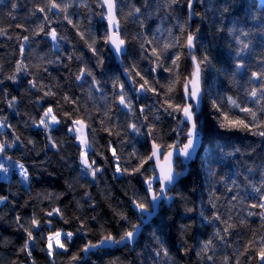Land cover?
Instances as JSON below:
<instances>
[{"label":"trees","instance_id":"obj_1","mask_svg":"<svg viewBox=\"0 0 264 264\" xmlns=\"http://www.w3.org/2000/svg\"><path fill=\"white\" fill-rule=\"evenodd\" d=\"M56 2L63 4L67 0ZM225 2L203 0V3L194 5V10L201 15L189 20L184 0H179L171 8L163 7V0H155V3L149 0L152 15L146 19L140 15L139 19L144 20V26L141 27L133 17H123L133 5L141 7L142 14L148 11L142 6L144 0H118L117 8L123 9L120 34L126 39L127 50L121 65L116 62L108 44L102 39L107 26L101 16L104 10L99 6L100 0H73L68 14L73 23L78 24V29L68 24L64 13L58 9L48 13L49 21L44 22L45 32L55 28L57 42H53L50 36L39 32L37 28L43 21L44 13L36 9L47 8L49 0H4L0 4V28L8 32V35L0 36V80L3 81L0 84V120L5 121V127L0 129V142L11 144L16 136L20 138L13 147L0 154V163L10 172L8 179L0 175V196L7 197L4 203H0V264H53V261L54 264H224L225 257H228V264H237V261L239 264H256L255 259L249 261L250 253H243L254 233L256 239L264 235V226L259 216L247 214L249 211H261L249 207L258 202V196L252 193L243 203L239 200L231 201L235 207H231L230 211L229 201L237 192L241 196L245 191L251 192L250 183H259L261 176L258 166L264 159V138L249 131H226L219 128V113L212 107V103L225 102L227 107L226 98L232 96L238 101H247L244 106L253 110L258 107L247 95V91L257 86L249 83L252 72L264 68V32L260 31L264 28V3L260 4V0H232L234 6L230 13L225 14L221 25L219 13L211 6ZM12 3L17 4L13 11L15 19L8 15L12 11ZM156 4L161 5L160 10H157ZM118 15L121 13L118 12ZM17 24L24 27H16ZM177 25H184L186 32L199 29L193 54L199 57L206 53L211 61L203 72L201 99L196 110H193L194 119L199 125L198 136L201 137L197 155L189 163L184 161L176 164L175 170L182 172V176L168 191L172 199H164L160 203L157 215L143 226L132 248L128 245L115 246L94 249L85 254L80 250L87 242L96 243L107 233L119 238L129 229L130 223L141 224L131 200L148 196L144 178L152 175L153 163L149 161L144 165L143 175H121L115 171L116 162L111 148L116 149L120 166L131 171L138 161L130 158V153L135 149L141 156H146L151 151L152 138L144 135L146 128L142 125L152 124L156 127V142L161 145L172 144L177 140L182 143L186 141L184 133L190 125L179 123L183 119L182 113L169 116L161 105L166 98L163 93L173 81L171 103H188L183 82L193 71L189 50L186 47L170 49L165 57V66L171 67V59L168 57L174 58L179 53V67L172 72L162 68L152 72L151 69L156 65L150 62L155 59L151 49L157 45L145 43L143 49L140 47L142 42L152 39L154 35L161 46L171 40L172 36L180 37ZM233 25L244 31L251 30L249 37H241L245 42H251L249 50L243 54L246 66L239 72L235 69V63L240 59L235 55L237 45L226 31ZM221 26L225 31L218 30ZM157 28L161 32L157 33ZM168 29L172 30V36ZM81 32L89 43L90 37L96 38L94 46L97 55L88 48L85 39H81ZM24 36L29 39L24 41ZM21 45L24 48L23 54L20 52ZM98 57L103 60L99 66ZM20 61L26 66V71L18 73L15 82L7 79ZM81 68L90 69L98 84L92 85V78L88 76L77 81L75 77ZM128 70L140 72L161 95L136 92L134 87H138L142 81L134 74L128 75ZM133 80L137 81L135 86ZM29 81H35L38 86L43 85V90L31 88ZM113 82H116L115 88ZM120 84L124 85L123 91L132 101V112L119 105ZM49 90L55 95L45 96L44 92ZM65 95L76 102H65ZM13 97H16V101L9 107L8 101ZM48 107H53L57 118L61 120L60 124L53 126L51 132L33 124V120L38 122ZM141 107L145 109L143 114L139 111ZM233 111L240 117L246 115L238 109ZM64 112L91 124V128L86 129L93 149L89 151V157L95 159L97 166L102 169L95 180L91 175H83L81 172L80 148L75 136L68 132L71 122L63 115ZM133 123L141 128L140 135L128 127ZM105 129H110L112 134ZM48 136L57 142L58 147H51ZM234 148H239L240 152L233 156L225 155ZM7 157H11V160ZM16 161L28 169L29 179L26 184L15 171ZM209 167L215 175H209ZM250 167L256 171L249 173L247 169ZM232 180L236 181V185L231 184ZM226 185L232 188L231 192L227 191ZM154 187L158 188V185ZM212 203H215L216 208L212 207ZM52 208H60L69 222L65 224L58 217H47L46 213ZM214 213L225 219L231 215L230 222L237 225L223 241L213 238L216 228L224 227L212 220ZM122 214H126L129 220H122ZM17 216L21 218L19 223ZM33 216L41 221V227L38 231L33 230L35 241L32 255L28 256L20 251L27 239L20 225L29 227ZM241 218L245 220L243 225L240 224ZM49 219L52 220V230L63 229L77 233L81 222L85 225L67 245L68 251L61 250L54 257L47 255L46 239H41V236L46 238L50 234L49 226L45 223ZM154 233L167 248V258L155 256L159 245L153 239ZM221 234L224 235L223 232ZM210 238H213L214 248L198 256L202 244ZM77 253L83 259L74 262L71 256ZM209 255L213 257L211 261L207 259Z\"/></svg>","mask_w":264,"mask_h":264},{"label":"snow or ice","instance_id":"obj_2","mask_svg":"<svg viewBox=\"0 0 264 264\" xmlns=\"http://www.w3.org/2000/svg\"><path fill=\"white\" fill-rule=\"evenodd\" d=\"M3 2L4 0H0V4H2ZM117 2L118 0H100L99 6L101 8L106 9V12L101 13L102 18L107 20V30L102 39L104 40L105 43L110 44L112 46L115 54L119 57L120 55L125 54L127 50L125 47L126 39L123 38L120 34V20H121V16L123 15V9L117 8ZM178 2L179 0H163V7L171 8L173 4H176ZM184 2L188 9L189 20H191L193 16L201 15L199 12H196L194 10V5L198 3H203V0H184ZM72 3L73 0H67V2H64L63 4L57 3L56 0H49L47 8L38 7L36 11L40 13H44L43 21L39 25H37L39 32H44L45 35L51 37V40L53 42H57L58 34L55 28H52L51 31L45 32L46 25L44 22L49 21L48 13H51L53 9H58L60 12H63L64 19L68 22V24H71L74 28L78 29L79 27L78 24L73 23V20L69 17L68 14V9L72 7ZM153 3H155V0H153ZM142 6L145 9H149V10L142 14L141 7H136L135 5H133L129 9L127 15L124 16L123 18L126 19L127 17H133L135 20H138L140 26L143 27L144 20L139 19V17L140 15H144L145 19L150 17L152 15V12L150 11L152 5L149 3V0H144V4ZM233 6L234 4L232 0H226V2L222 5L211 6L214 7L215 11L219 13L221 17V25H222L223 17L225 16V14L230 13ZM160 7L161 5L156 4L157 10H160ZM16 8H17V4L12 3L11 4L12 11L8 13V15L12 17V19L16 18L13 15V11ZM118 12L121 13V15H118ZM33 15H35V12H33ZM185 23H187V21ZM16 27L23 28L24 26L21 24H17ZM177 27L179 28L181 33L180 37L172 36V30L168 29L169 35L172 36V39L169 41H165L162 44V46L160 45V42L155 39V35H154L152 39L145 40L144 42H142L140 44V47L143 49L145 43L147 44L155 43L157 45V47H153L151 49L152 56L155 59L154 61H150V62L156 65V67L151 69L152 72H155L157 68H162L166 72H172L174 68L179 67L178 65V61L180 59L179 53H176L174 58L168 57V59H171V67L165 66V57L170 49L177 47H186L189 50V54L191 55V59L193 61V71L188 77L184 78V82H183L184 95L187 100L197 101V107H198L199 101L201 99V91H202L201 81L203 78V72L211 64V61L206 53L199 57L193 54V49H195L197 46V33L199 32V29L197 28L195 32L192 31L186 32L184 25H177ZM218 30L225 31L223 26H221ZM226 31L228 36L231 37V39L234 40L237 45L235 55L240 59L237 60V62L235 63V69L237 72H239L241 69L245 68L246 66L243 62V54L249 50V44L251 42V41L245 42V40L241 39V37H249L251 35V30L244 31L242 29H237L235 25H233L232 27L227 28ZM260 31L264 32V28H261ZM156 32L157 33L161 32V29L157 28ZM6 35H8L7 29L0 28V36H6ZM80 36L81 39H85V34L83 32L80 33ZM90 38H91V43H89L87 39H85V43L87 44L88 48L93 52V54L97 55V49L94 46L96 44V38L95 37H90ZM22 39L24 41H27L29 37L24 36ZM60 39H63V37H60ZM23 51L24 48L23 45H21L20 47L21 54H23ZM69 59H72V57L69 56ZM102 63H103L102 58L98 57V66L99 64ZM134 67L135 66H133V68ZM21 71H26V66L23 64L22 61L17 62L14 73L12 75H9L7 79L15 82L17 80V74L20 73ZM133 74L135 76L140 77V81H142V83H139L138 87H134V90L136 92L138 93L152 92L156 96L161 95V92H159L156 87L152 86V82H150L143 75H141L140 72L133 73L131 70H128V75L131 76ZM85 76L92 78L91 80L92 85L98 84L93 72L87 68H81L78 74L76 75L75 79L77 81H80ZM233 77H235V73H233ZM2 83L3 81L0 80V84ZM29 83L31 88L38 89L41 91L44 88L43 85L38 86L35 81H29ZM132 83L135 86L137 84V81L133 80ZM156 83L159 82L156 81ZM174 83L175 81L170 83L167 87V91L163 93V95L166 98L163 101L161 107H163V110L169 116H172L174 113H182L183 119L180 120L179 123L190 125V127H188L184 133L186 142L182 143L181 141L177 140L172 144L161 145L156 142V132H157L156 127L152 124L142 125L143 127L146 128V132L144 133V135L152 138L151 151L146 156H141L134 149L133 152L130 153V158H135L138 161V163L137 165L132 167L131 171L127 167L122 168L120 166V157L117 154L116 149L114 147L111 148L112 157L116 162L115 171L116 173H119L121 175H125V174L143 175L142 169H144V165L147 164L149 161H153L152 175L146 176L144 178V183L146 185V192L150 196V201L148 199V196H145L144 198L134 197L131 200L134 209H136L139 213V219L141 220V222L144 221L145 215L151 216L153 214L154 208L156 207L158 202L164 199H169V200L172 199V197L168 196V191L171 189V186L176 181V178L180 175V173L175 170V166L178 162L183 163L184 161L190 159L192 153L195 151L197 146L199 125L198 122L194 119L195 112L193 111V105L191 103H184V104L171 103L173 99L171 93L173 92ZM249 83L250 84L255 83L257 85L247 91V95L252 98V102L255 105H258V107L255 110L247 106H244L246 105L247 101H238L237 99H234L232 96H228L226 98L227 107L225 106V102H221L218 104L216 101H213L212 107L219 113V123H218L219 128L224 129L226 131H249L253 135H257L259 137L264 138V68H262L259 72H252ZM115 87H116V82H113V88ZM120 89L121 91L118 95L119 105L123 106V108L125 109H128L129 112H132L133 104L131 99L123 91L124 89L123 84H120ZM44 95L54 96L55 93L49 90L47 92H44ZM63 99L67 103L76 102L67 95H65ZM15 101H16V97H13L11 100H9L8 101L9 107H12ZM57 104H59L58 101ZM164 105H167V107H164ZM236 109H238L239 112L241 113H245L246 115L244 117L238 116L233 111ZM73 111H78V109H73ZM139 111L141 114H143L145 109L141 107ZM257 113H260V115L258 116ZM63 115L67 117V119L71 122V126L68 128V132L74 134L76 141H78V145L80 148V162L83 166L81 172L83 175H91L93 180H95L97 174L101 172L102 169L97 166V162L95 159H90L89 157V151H92L93 149H92V142H90L89 140V134L88 131H86V129L91 128V124L85 123L83 119L74 118L72 114L69 112H64ZM105 115H107V112L105 113ZM88 119L91 120V117H88ZM146 119L147 117L145 116V120ZM156 119L158 120L159 116H157ZM60 123L61 120L57 118V115L54 113L53 107H48L40 116L38 122L33 120V124L35 126L43 128L46 132H51L53 126ZM4 127H5V121L0 120V129H3ZM8 127H11V125H8ZM128 127L131 129L133 133L137 135L141 134V128L138 127L135 123L130 124ZM105 130L109 131V133L112 134L110 129H105ZM116 134L119 135V133ZM19 139H20L19 136H16L15 140L11 144H9L7 141L0 142V154L5 153L7 148L13 147L15 142L18 141ZM47 139L50 141L51 147L53 148L58 147L57 142L51 136H48ZM239 152H240L239 148H234L232 152L226 153L225 155L233 156L235 153H239ZM180 158H183V160H181ZM7 159L11 160V157H7ZM208 163H211V161H209ZM15 166H18L23 181H27L29 179V172L28 169L25 167V165L19 163V161H16ZM258 168L260 170V176H261L259 183L258 184L250 183L249 187L251 188V192L245 191L243 196H241L239 192H237L236 195H233L229 201L230 204L229 211L231 210V207H235V205L231 204V201L239 200L240 203H243L244 199H246L252 193H255L258 196V202L249 205V207L259 208L261 209V211L258 213L249 211L247 214L248 216H254V215L259 216L261 220V224L262 226H264V159H262L261 164L258 166ZM247 171L249 173H253L254 171H256V169L250 167L247 169ZM0 172L2 173L8 172V168H6L2 163H0ZM208 172L210 176L215 175V172L210 167L208 168ZM156 184L159 185L158 188L154 187V185ZM231 184L236 185V181L232 180ZM227 191L231 192L232 188L227 187ZM85 195H87V193ZM6 200L7 197L0 196V203H4ZM212 207L216 208L215 203H212ZM187 211H192V209H187ZM46 215L47 217H58L60 220H63L65 224L69 222L64 217L60 208H52L50 211L46 213ZM120 218L124 221L129 220V217L126 214H122ZM16 219L17 222L19 223L21 218L17 216ZM76 219H79V217H77ZM93 219H95V217H93ZM212 220L218 221L220 224L224 225L223 229L217 227L213 234V238H219L221 241L225 239V236L231 235L232 230H234L237 227L235 223L230 222L232 221L231 215H229L225 219L222 218L221 215H219L218 213H214ZM45 223L49 226L50 234L46 238L41 236V239H46V251L49 257H54L61 250L63 252H67L68 251L67 245L70 244L73 240V237L85 227L83 222H81V228L77 229V233H74L71 231H64L63 229L52 230L51 219L45 221ZM244 223L245 220L241 218L240 224L243 225ZM20 227L23 228V230L27 234V239L23 247L20 249V251L27 253L28 256H31L32 246L35 241L33 230L38 231L40 229L41 221L38 218H36V216H33V218L30 221L29 227L25 228L22 224L20 225ZM139 230H140V224L130 223L129 229L124 231L123 234L119 236V238L113 236L111 233L103 234L101 238L98 240V242L93 243L89 241L83 246V248H81L80 251L87 254L94 249H100L103 247H111L115 245L127 246L129 243L135 241ZM222 232L224 235L221 234ZM213 238L208 239L202 244L200 252L197 253L198 256L205 254L214 248ZM153 239L156 240L157 244L159 245V247L155 251V256L160 257L162 255L163 257L167 258L169 255L168 250L163 246V243L160 241L159 237L155 235V233L153 234ZM249 253H250L249 261L255 259L256 264H264V235H260L259 238L256 239V234L255 233L253 234V238L250 239L244 247L243 254H249ZM80 259H83V257H81L78 253L73 254L71 256V260L74 262ZM207 259L211 261L213 257L209 255L207 256ZM224 264H228V257H225ZM237 264H239V261H237Z\"/></svg>","mask_w":264,"mask_h":264},{"label":"water","instance_id":"obj_3","mask_svg":"<svg viewBox=\"0 0 264 264\" xmlns=\"http://www.w3.org/2000/svg\"><path fill=\"white\" fill-rule=\"evenodd\" d=\"M103 10H104V12H106V9H105V8H103ZM105 20H106V19H105ZM106 26H107V20H106ZM108 47H109V50L111 51L113 57L115 58L116 62H117L119 65H121L122 57H123L125 54H122V55H120V56L118 57V56L115 54V52H114V50H113V48H112V46H111L110 44H108ZM124 76L126 77L128 83H129V85L131 86V82H130V80L128 79L127 74H126L125 72H124ZM185 142H186V141H185ZM185 142H184V143H185ZM200 144H201V137L198 136V141H197L196 149H195V151L192 153L191 158L188 159V160H186L187 163H189V162H191V161H193V160L195 159V157H196V155H197V152H198V150H199ZM180 159L183 160V158H180ZM151 162L153 163V161H151ZM181 176H182V172H180V175L176 178V181H175L174 184L171 186V189L175 186V184L177 183V181L180 179ZM157 185H158V184H157ZM158 187H159V185H158ZM145 188H146V185H145ZM171 189H170V190H171ZM148 197H149V201H150V196L148 195ZM162 201H163V200H162ZM162 201H160V202L157 203L156 207L154 208L153 214H152L151 216H147V215H145V219H144V221L141 222V220H140V222H141V224H140V230H139V232H138V234H137V236H136V239H135L134 242L129 243L128 246H130L131 248L134 246V244H135V242H136V240H137V238H138V236H139V234H140V232H141L143 226H145L148 222H150V221H151V220L157 215V213H158V209H159V206H160V203H161ZM132 207H133V205H132ZM133 209H134V207H133ZM134 211L137 212V214H138V216H139L138 211H137L136 209H134ZM115 246H117V247H123L124 245H115ZM115 246H111V247H103V248H112V247H115ZM100 249H102V248H100Z\"/></svg>","mask_w":264,"mask_h":264},{"label":"rangeland","instance_id":"obj_4","mask_svg":"<svg viewBox=\"0 0 264 264\" xmlns=\"http://www.w3.org/2000/svg\"><path fill=\"white\" fill-rule=\"evenodd\" d=\"M262 3H264V0H260V4H262ZM188 101V103H191L192 105H193V110H196V108H197V101H195V100H187ZM74 135V134H73ZM77 142V144H78V141H76ZM79 162H80V159H79ZM80 165H81V167H83L82 166V164H81V162H80ZM15 171L20 175V170H19V168H18V166H16L15 167ZM10 172H9V170H8V172L7 173H2V172H0V175H1V177L2 178H4V179H8V177H9V174ZM21 176V175H20ZM22 181H23V179H22ZM23 183L24 184H26V181H23Z\"/></svg>","mask_w":264,"mask_h":264}]
</instances>
